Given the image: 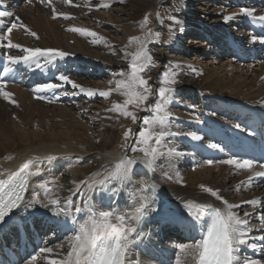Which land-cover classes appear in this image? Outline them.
I'll list each match as a JSON object with an SVG mask.
<instances>
[{"label": "bare ground", "instance_id": "6f19581e", "mask_svg": "<svg viewBox=\"0 0 264 264\" xmlns=\"http://www.w3.org/2000/svg\"><path fill=\"white\" fill-rule=\"evenodd\" d=\"M197 1L204 0H0L3 9L13 13L12 17L0 18V49L14 56L25 55L24 48L53 49L69 54L51 62L38 57L39 68L35 63L16 64L25 68L20 71L19 81L5 83L0 89L11 94L8 99L0 95V178L17 171L34 156L56 155L57 160L52 162L41 159L39 174L30 177L24 199L30 200L33 187L43 180H55V186L49 185L53 198L63 207L71 196L72 216L78 223L85 216L76 213L75 206H83L85 199L98 210L115 208L123 213L139 203L142 183L154 186V190L149 187L142 193L150 203L131 237L135 243L130 247L128 264H137V261L139 264H177L179 246L198 242L199 217L195 210L189 216L184 205L190 200L224 208L205 189L216 191L222 200L238 205L233 211L249 221L247 239L257 244V250L242 246L241 264L244 259L264 264L261 257L264 239H256L264 237V177L254 174L264 169L256 163L252 169L222 163L227 159L241 160L229 156L225 149L249 136L253 114L256 110L264 111V44L259 42L264 39V22L253 18L264 16V0H232L239 7L236 12L205 11L199 20L192 21L188 14ZM111 3L124 5L127 11L110 8ZM104 4L108 7H103ZM242 8L251 10L253 16L242 14ZM145 13L148 20L141 27ZM170 16L180 24H174ZM225 17L233 18L226 21ZM11 24L16 27H10ZM73 27L93 31L97 37L68 30ZM8 28L12 31L7 32ZM29 31L36 36L29 35ZM173 31L175 35L170 38ZM149 32L153 35L147 37ZM156 32L160 33L158 41ZM5 33L7 40L2 39ZM133 37L145 41L154 58V66L141 74L153 92L141 108L146 109L151 99V106L155 107L159 87L172 89L173 102L167 107L170 121L166 130L176 135L165 137L152 170L145 166L143 153L134 155L131 150L137 148L141 124L145 119L151 120L152 113L129 105L127 110L136 116L133 122L131 117L109 111L125 99L116 90L119 77L115 74L129 71V62L140 48L139 44L130 43ZM196 37L203 40L191 41ZM186 39L197 47L187 45ZM9 42L19 47L8 48ZM173 71L177 73V82L161 84L163 74ZM61 74L97 94L88 97L80 93L78 88L55 78ZM102 76L105 80L98 81ZM46 83L61 86L43 93L32 91ZM65 91L75 95L65 96L62 94ZM99 91L111 94L104 98ZM37 95L42 98L37 99ZM124 127L131 130L127 140L120 138ZM132 131L136 142L133 140L128 147ZM189 132L199 135L201 140L193 141L186 135ZM150 143L156 146L154 139ZM209 144H217L218 148L210 149ZM122 156L137 161L131 166L128 178L106 179ZM31 171L35 173L36 169ZM36 192L43 200V192L38 188ZM253 200L258 203H249ZM152 208L156 211H151ZM52 210L53 206L45 209L39 205L30 208L21 205L0 231V245L8 244L6 240L13 243L21 229L29 236L33 231L41 240L33 254H38L43 247L53 249L51 254L38 255L35 264L62 258L68 251L67 238L74 235L73 225L63 215L54 217ZM184 237H189V241H183ZM28 246L34 248L31 243L25 244L24 251ZM28 259L21 264H26Z\"/></svg>", "mask_w": 264, "mask_h": 264}, {"label": "snow or ice", "instance_id": "6c2138e0", "mask_svg": "<svg viewBox=\"0 0 264 264\" xmlns=\"http://www.w3.org/2000/svg\"><path fill=\"white\" fill-rule=\"evenodd\" d=\"M103 7H108L104 4ZM177 11L179 9H176ZM242 14L247 16H253V13L249 9H240ZM13 13L7 10L0 11V18L12 17ZM56 12L53 10V17L55 18ZM159 17V13H157ZM65 19L69 17L65 16ZM233 17H225L228 21ZM258 21L264 22V16L253 17ZM170 20L176 25L180 24V21L175 17L170 16ZM147 16L144 18V22L141 27L147 23ZM161 24L163 21H160ZM16 25L13 24L12 28ZM12 28H8L7 32H11ZM72 32L80 33L88 37H97V34L93 31H88L81 28H70ZM25 31H28L25 28ZM183 31V28H180ZM29 35L36 36L35 32H30ZM153 35L151 32L146 34L147 37ZM156 40H159L160 33H154ZM173 31L170 38L174 37ZM2 39L7 40V34L5 33ZM103 40L102 37L99 38ZM96 41L94 40L93 43ZM135 42L140 45L139 50L133 55L129 62V71L117 72L115 75L119 77L116 80V90L125 99L123 104H114L109 111L119 112L124 117H131L133 122L136 121V116L133 112L127 110L129 105L141 110H147L152 113V119H145L143 124L147 127L141 128L138 137V143L140 148H132L133 152L143 153V162L145 166L152 170L155 160L159 154L160 146L165 140L166 136H175V132H169L166 129L169 126L170 118L168 116L167 107L173 102L171 98L172 89L169 87H159L156 95L158 99L155 101V107L151 109H143L142 105H145L149 100V96L153 94L152 88L149 87V82L141 74L149 68L154 66V58L149 54L145 41L139 37H133L130 43ZM261 44H264V39L259 40ZM8 48H18L19 45L7 44ZM23 52L26 53L23 56L4 55L2 57V73L0 77H6L12 72V66L18 63H35L39 68L41 65L38 63V57H45L48 62L54 61L57 58L63 59L69 54L64 51L53 49H40V48H24ZM114 54V53H113ZM179 67V66H173ZM177 73L175 71L171 73H164L160 79V83L167 85H174L176 81ZM56 79L63 83L71 84L73 88H78L79 92L92 97L96 93L93 89H85L78 84L74 83L69 76L61 74ZM61 85L55 83H46L42 86L32 89L34 93H43L47 91H54ZM3 85H0V89ZM65 96L75 95V93H69L67 91L62 93ZM100 96L108 98L110 96L109 91H99ZM0 95H3L5 99H8L10 93L0 91ZM37 99L42 98L37 95ZM51 102V101H49ZM199 123V118H197ZM239 127V125H236ZM130 131L124 132V138L127 140ZM193 141H200L201 137L194 132L186 133ZM154 139L155 145L153 146L150 141ZM210 149H217V144H209L207 146ZM41 159L52 162L57 160L56 155H45L43 157L34 156L25 162H23L19 169L15 172H11L6 178L0 179V228L7 223L6 217L13 211V209L20 208L23 205L25 208H30L33 205H39L42 208H49L53 206L52 215L54 217H60L61 215L71 219L73 225L74 235L70 236L66 240L68 251L66 255L59 259H47L46 264H128V255L130 247L135 243L131 237L137 232L136 225L145 215V210L149 207V198L142 193L147 191L150 185L141 184L139 189L141 195L139 197V203H134L131 206V210L123 213H118L115 208L109 210H98L97 206L92 204L90 200L85 199L83 206L77 204L75 206V212L83 213L85 218L82 222H77L76 217L72 216L73 201L69 196L66 199L63 207H60V201L53 198V189L49 185H56L55 180H43L42 183L33 187V195L30 200L24 199V194L29 188V180L33 175L39 174ZM136 159H129L127 157H120L119 163L114 166V170L109 173L108 178H118L121 180L127 179L131 166L136 163ZM212 163L211 160L208 161ZM224 164L235 165L238 169H252L254 164L252 160H235L227 159L222 161ZM264 169V164L259 166ZM35 168L36 172H32L31 169ZM256 177H264V171H256ZM103 184L104 181H100ZM91 187V185H90ZM43 192V200L39 198V194L36 189ZM210 192L217 200H220L224 204V208H214L211 204H198L192 201H188L184 207L188 211L189 216L193 215L195 210L196 215L203 219L207 216L210 222L207 224L206 234L202 241L195 243L194 245H180L179 255L177 256V264H184L185 261H190L191 264H241V247L247 246L250 250H257V244L255 242H249L247 237L249 235V229L246 225L249 223L246 219H241L233 209L238 205L230 204L227 201L222 200L218 192L211 189H205ZM46 201V202H45ZM249 203L255 205L258 202L253 200ZM151 211L155 212L156 209L152 208ZM247 216L248 214L245 213ZM131 221V222H130ZM59 227V225H57ZM257 240L264 239V237H257ZM53 252L52 248L43 247L40 248L38 254H31L30 258L26 261V264H35L38 259V255ZM181 257L184 259L182 260ZM139 264V261H137ZM242 264H261L259 260L244 259Z\"/></svg>", "mask_w": 264, "mask_h": 264}, {"label": "rangeland", "instance_id": "374dc122", "mask_svg": "<svg viewBox=\"0 0 264 264\" xmlns=\"http://www.w3.org/2000/svg\"><path fill=\"white\" fill-rule=\"evenodd\" d=\"M204 3H206L207 5H202ZM110 8H113V9L116 8V9H119V10H123V12L127 11V9L124 7V5H121L119 3H111ZM193 8L190 9L191 11H189L191 13L188 12L189 13L188 14V18L190 20H192V21L193 20H199L200 17L202 16V13L205 12V11H207V12L214 11V13H217V14L220 13L221 14V13H225V11H223V10H228V12H236V10H239V9H237L239 7L235 3H233L232 0L231 1L230 0H204V1H197V2L194 3ZM129 14H131L130 16H133V12H130ZM144 16L145 17L147 16V18H148V14L147 13H145ZM120 17H124V15H122ZM145 17L142 16L143 20H144ZM194 39H196V40H194ZM202 40H203V38L201 39V37H196V38H193V40H191V41H197V43H198V42H200ZM187 41H188L187 45H189L191 47H194V48L197 47V44H192V42L190 40H187ZM97 80L98 81H104L105 78L102 76V77H98ZM129 112H131V111H129ZM141 127L143 128V127H147V126H145L142 123ZM120 130H122V128H120ZM122 131H123V133L120 134V138L121 139L122 138L125 139L124 138V132L125 131H129V129L124 127ZM138 137H139V135L136 137V141H138ZM136 146H137V148L141 147V145L138 142H137ZM188 149H190V146L188 147ZM133 153H134V155L142 154V152H139V151L133 152ZM219 159L221 160L222 157H220ZM160 242H163V238L160 240ZM261 254H262L261 257H264V252H262Z\"/></svg>", "mask_w": 264, "mask_h": 264}]
</instances>
